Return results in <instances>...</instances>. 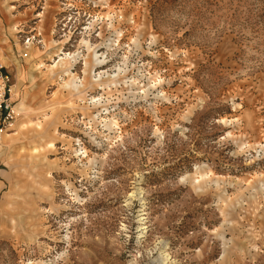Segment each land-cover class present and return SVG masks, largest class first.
<instances>
[{
	"label": "rangeland",
	"instance_id": "1",
	"mask_svg": "<svg viewBox=\"0 0 264 264\" xmlns=\"http://www.w3.org/2000/svg\"><path fill=\"white\" fill-rule=\"evenodd\" d=\"M0 63V264H264V0H0Z\"/></svg>",
	"mask_w": 264,
	"mask_h": 264
},
{
	"label": "built area",
	"instance_id": "2",
	"mask_svg": "<svg viewBox=\"0 0 264 264\" xmlns=\"http://www.w3.org/2000/svg\"><path fill=\"white\" fill-rule=\"evenodd\" d=\"M29 39L25 40L26 46ZM10 93V78L6 72V68L0 63V126L7 128L14 120V112L12 110L11 102L9 99Z\"/></svg>",
	"mask_w": 264,
	"mask_h": 264
},
{
	"label": "bare ground",
	"instance_id": "3",
	"mask_svg": "<svg viewBox=\"0 0 264 264\" xmlns=\"http://www.w3.org/2000/svg\"><path fill=\"white\" fill-rule=\"evenodd\" d=\"M67 65H68V62L66 60H64V59H61V60H58L57 62H53V65L50 67V69L53 71V70H56L57 68H60V69L61 68H65ZM32 154H34V153H32ZM133 194L134 193L129 194L128 197L132 198ZM141 220H143V219H141ZM139 221L140 220H138V222ZM143 229H144V227H143L142 224L136 227V230H139V231L143 230ZM165 256H166L165 255V250L164 249L162 250V248H161V252L158 255V259L154 263L155 264H163L164 258H166ZM145 264H148V263H145Z\"/></svg>",
	"mask_w": 264,
	"mask_h": 264
}]
</instances>
